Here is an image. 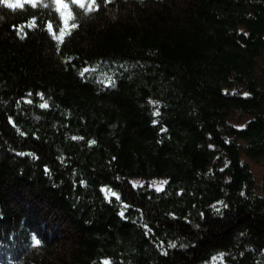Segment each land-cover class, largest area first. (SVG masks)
Returning a JSON list of instances; mask_svg holds the SVG:
<instances>
[{
	"label": "trees",
	"instance_id": "obj_1",
	"mask_svg": "<svg viewBox=\"0 0 264 264\" xmlns=\"http://www.w3.org/2000/svg\"><path fill=\"white\" fill-rule=\"evenodd\" d=\"M67 2L0 5V264H264V0Z\"/></svg>",
	"mask_w": 264,
	"mask_h": 264
},
{
	"label": "rangeland",
	"instance_id": "obj_2",
	"mask_svg": "<svg viewBox=\"0 0 264 264\" xmlns=\"http://www.w3.org/2000/svg\"><path fill=\"white\" fill-rule=\"evenodd\" d=\"M243 159L246 160L253 172L255 177V189L256 191L264 196V156L259 159L249 158L245 155L243 151ZM134 180V179H133ZM143 181L141 179H136L135 183H139ZM165 182L162 178H154L151 179V183L156 185L157 187H162ZM25 204V203H24ZM23 204V205H24ZM30 208H36L34 203L27 204ZM47 208V207H46ZM44 214V219L47 225L51 227V230L54 234V252L56 254H60V257L68 263L70 261L69 256L72 254L74 246H75V238L73 236V231L68 226L66 222L61 220L59 215L54 214L52 217V213L49 210L41 209ZM53 259H56L53 257ZM49 264H52V253L49 255V259L47 260Z\"/></svg>",
	"mask_w": 264,
	"mask_h": 264
},
{
	"label": "snow or ice",
	"instance_id": "obj_3",
	"mask_svg": "<svg viewBox=\"0 0 264 264\" xmlns=\"http://www.w3.org/2000/svg\"><path fill=\"white\" fill-rule=\"evenodd\" d=\"M28 3L33 4V6H35L36 3L41 2V0H27ZM107 3H111L112 0H106ZM52 3L56 6V11L60 12L62 8L64 9H68L69 8V3L67 2V0H52ZM70 4L75 6L78 9H85L86 12H92V11H96L99 8V5L97 4V0H70ZM0 5H7L9 8H15L19 5V0H16V3H13V0H0ZM44 7H48V5H43ZM71 27L74 29L77 27V25L75 23H73L71 25ZM49 28H51V25H49ZM61 36L59 37H55L57 39H61L63 34H64V30L61 29ZM55 35V34H54ZM89 71L88 69H84V72ZM83 75V72L81 73ZM109 82H111V77H108ZM42 96V94H41ZM30 102V101H29ZM43 108L48 107L47 103L45 102L44 104L40 105ZM157 115L159 114L158 112L156 113ZM75 139V138H74ZM94 143V142H93ZM162 183H166L162 182ZM157 190H160L159 188H157ZM111 195H116L115 193H111ZM119 197H117L118 199ZM217 212H219V209H216ZM121 215H123V213H121ZM35 241V244H39L40 241L38 239H36L35 237L33 238ZM170 246H175V245H170ZM223 257V254H221V258ZM105 264H108V261H105Z\"/></svg>",
	"mask_w": 264,
	"mask_h": 264
}]
</instances>
